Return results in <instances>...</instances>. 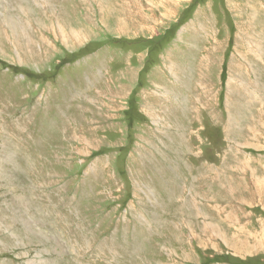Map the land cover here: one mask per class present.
Returning a JSON list of instances; mask_svg holds the SVG:
<instances>
[{
    "label": "rangeland",
    "instance_id": "374dc122",
    "mask_svg": "<svg viewBox=\"0 0 264 264\" xmlns=\"http://www.w3.org/2000/svg\"><path fill=\"white\" fill-rule=\"evenodd\" d=\"M179 3L0 0V264H264V0Z\"/></svg>",
    "mask_w": 264,
    "mask_h": 264
},
{
    "label": "bare ground",
    "instance_id": "6f19581e",
    "mask_svg": "<svg viewBox=\"0 0 264 264\" xmlns=\"http://www.w3.org/2000/svg\"><path fill=\"white\" fill-rule=\"evenodd\" d=\"M149 2H152L153 3V1L152 0H148ZM176 1H179V0H171V3H174V2H176ZM112 6V5H111ZM118 16V15H117ZM118 21V20H117ZM120 21V20H119ZM122 21V20H121ZM120 21V22H121ZM116 23V22H115ZM119 23V22H118ZM119 30H121V29H119ZM118 32V31H117ZM122 32H123V30H122ZM257 130V129H256ZM12 141V140H11ZM11 144H12V146H13V149H14V151L16 152V151H18V153H20L21 152V150H23V146L21 145V141L18 143V141L15 139V141H12L11 142ZM23 157H24V159H23V163H22V165H20V166H22L25 170H27L29 167H30V158L29 157H27L25 154H23ZM253 184H254V187L253 188H255V191L254 192H252V191H250L249 190V192H250V195L252 196V197H254L255 196V194L257 193V191L259 192V190L257 189L258 188V184H257V181L256 180H254L253 181ZM260 184V183H259ZM261 185V184H260ZM264 188V186H263V184H262V186H261V190ZM261 198L262 199H260L261 201H263V203H264V194L262 195L261 194ZM253 202H254V200H253ZM227 241H229V239H227ZM227 244L235 251V252H240V251H246V252H255V251H253V250H251V249H254V250H256L257 249V246H258V241H257V243H256V245H255V247L254 246H251V245H244V247H242V249L243 250H241V248H240V246H238V244L237 243H229V242H227ZM260 245H261V243H260Z\"/></svg>",
    "mask_w": 264,
    "mask_h": 264
},
{
    "label": "crops",
    "instance_id": "0c3cea01",
    "mask_svg": "<svg viewBox=\"0 0 264 264\" xmlns=\"http://www.w3.org/2000/svg\"><path fill=\"white\" fill-rule=\"evenodd\" d=\"M146 2L148 3H152V2H149L148 0H145ZM153 3L152 4H155L158 8L160 7H163V12L166 10V13L168 14L171 13L173 11V9L178 5L180 4L179 1H176L174 3H171V0H152ZM161 9V8H160ZM164 16V14H162Z\"/></svg>",
    "mask_w": 264,
    "mask_h": 264
}]
</instances>
